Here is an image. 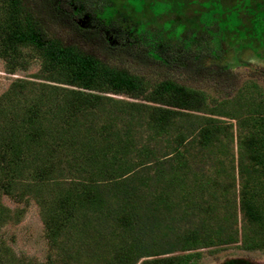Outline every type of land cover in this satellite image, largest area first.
I'll return each instance as SVG.
<instances>
[{"label":"trees","instance_id":"16d2710c","mask_svg":"<svg viewBox=\"0 0 264 264\" xmlns=\"http://www.w3.org/2000/svg\"><path fill=\"white\" fill-rule=\"evenodd\" d=\"M43 1L47 18L33 0H9L6 21L0 25V58L13 70L27 50L40 59L43 72H64L67 85L78 90L67 91L63 109L37 99L26 106L19 92L0 103V199H33L41 209L47 237L52 245L65 248L67 257L70 244L86 242L91 236L109 241L117 233L116 224L133 247L120 251L119 259L125 263L149 257L141 264H199L201 251L236 244L232 229L214 230L206 218L215 209L214 185L208 175L211 166H190L192 159L184 157L189 154L195 159L189 148L200 143L204 150L198 148L196 156L203 159L211 139L198 143L193 135L176 136L166 148L175 149L173 157L178 163L166 168L155 148L138 149L133 137L121 146L118 135H105L87 123L88 114L104 102H115L103 95L145 97L173 109L203 112L205 93L172 79L154 80L132 73L121 60L148 71L165 65L131 47L111 46L93 29H82L70 0ZM55 26L68 30L72 38L60 36ZM219 75L218 84L228 83L231 88L243 77L231 71ZM157 111L166 114L165 118H176V114L194 117L177 110ZM183 145L185 150L180 152ZM238 168L241 171V163ZM190 172L192 186L186 183ZM224 174L228 175L226 169ZM251 193V200L246 199L247 192L241 193L242 211L247 204L252 209L258 206V188ZM230 200L226 203L231 204ZM19 214L0 200V233ZM154 250L156 254L149 253ZM177 252L183 254L173 256ZM10 253L0 236V264H13Z\"/></svg>","mask_w":264,"mask_h":264},{"label":"rangeland","instance_id":"374dc122","mask_svg":"<svg viewBox=\"0 0 264 264\" xmlns=\"http://www.w3.org/2000/svg\"><path fill=\"white\" fill-rule=\"evenodd\" d=\"M33 1L47 18L44 1ZM8 2L0 0V25L6 21ZM70 5L82 29H93L103 34L109 45L131 47L165 65L148 71L121 60L132 73L154 80L172 79L205 93L203 112L173 109L145 97L103 95L115 102H104L88 114L87 123H93L97 131L104 130L105 135H118L121 146L133 137L136 148H155L166 168L178 163L173 157L175 149L166 148L176 136L193 135L198 143L211 139L206 151L199 152L203 159L196 156L198 148L204 150L200 143L189 148L195 159L189 154L183 156L192 159L188 160L190 166H211L208 175L214 185L215 209L206 217L209 227L232 229L238 242L201 251L199 264H264V242L246 248L247 244L264 241V0H70ZM54 30L64 38H72L66 29L55 26ZM22 54L24 59L13 70L0 58V103L19 92L26 106L37 99L63 109L67 91L78 89L67 85L64 72L45 73L40 59L27 50ZM220 71L243 77L236 87L228 83L220 86ZM157 109L177 110L194 117L176 114V118H165L166 114ZM189 175L186 183L192 186L194 175ZM255 187L259 191L258 206L252 209L247 204L242 211L241 193L247 192L246 199L251 200ZM228 199L231 204L226 203ZM0 200L12 212L20 213L0 233L13 264H141L150 260L144 257L125 263L119 259L123 248L133 249L127 241L129 236L119 233L123 232L119 224L109 241L91 236L86 242L70 244L71 255L67 257L65 248L52 245L47 237L41 209L33 199L3 196ZM155 251L149 253L154 255Z\"/></svg>","mask_w":264,"mask_h":264}]
</instances>
